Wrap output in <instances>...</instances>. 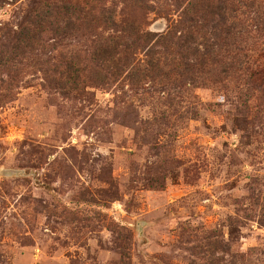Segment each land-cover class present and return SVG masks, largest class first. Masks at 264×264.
I'll use <instances>...</instances> for the list:
<instances>
[{"label":"rangeland","instance_id":"rangeland-1","mask_svg":"<svg viewBox=\"0 0 264 264\" xmlns=\"http://www.w3.org/2000/svg\"><path fill=\"white\" fill-rule=\"evenodd\" d=\"M35 1L0 0V264H264V81L155 48L112 82L76 17L19 32Z\"/></svg>","mask_w":264,"mask_h":264},{"label":"trees","instance_id":"trees-1","mask_svg":"<svg viewBox=\"0 0 264 264\" xmlns=\"http://www.w3.org/2000/svg\"><path fill=\"white\" fill-rule=\"evenodd\" d=\"M125 13L161 16L168 23L166 31H146L141 18ZM73 17L78 32L97 30L95 62L112 82L135 76L141 71L137 54H157L155 48L173 50L167 60L179 66L185 62L194 73L219 69L222 75L264 81V47H259L264 42V0H36L19 32L35 40L44 29L73 25ZM254 40L253 48L247 45ZM161 63L150 58L148 70Z\"/></svg>","mask_w":264,"mask_h":264}]
</instances>
